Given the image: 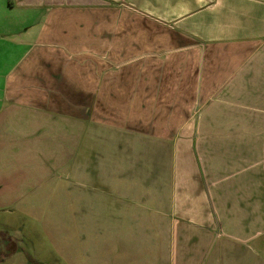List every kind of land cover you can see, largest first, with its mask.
Returning a JSON list of instances; mask_svg holds the SVG:
<instances>
[{
	"label": "crops",
	"instance_id": "obj_1",
	"mask_svg": "<svg viewBox=\"0 0 264 264\" xmlns=\"http://www.w3.org/2000/svg\"><path fill=\"white\" fill-rule=\"evenodd\" d=\"M43 185L102 264H264V0H0V200Z\"/></svg>",
	"mask_w": 264,
	"mask_h": 264
},
{
	"label": "rangeland",
	"instance_id": "obj_2",
	"mask_svg": "<svg viewBox=\"0 0 264 264\" xmlns=\"http://www.w3.org/2000/svg\"><path fill=\"white\" fill-rule=\"evenodd\" d=\"M42 177V172H37L30 179L35 183ZM58 186H63V182ZM42 187L40 195L25 197L10 205L0 200V264H102L95 252L101 256L102 245L117 242L116 238L98 233L96 216L88 227H75L69 216V193L58 190L52 196V185ZM69 189L67 183L66 190ZM31 205L34 209L29 208ZM73 223L76 224L74 219ZM90 241L95 243L94 253ZM12 251L13 255L8 256Z\"/></svg>",
	"mask_w": 264,
	"mask_h": 264
},
{
	"label": "flooded vegetation",
	"instance_id": "obj_3",
	"mask_svg": "<svg viewBox=\"0 0 264 264\" xmlns=\"http://www.w3.org/2000/svg\"><path fill=\"white\" fill-rule=\"evenodd\" d=\"M9 255H10V256L13 255V251H12L10 254H8V256H9Z\"/></svg>",
	"mask_w": 264,
	"mask_h": 264
}]
</instances>
